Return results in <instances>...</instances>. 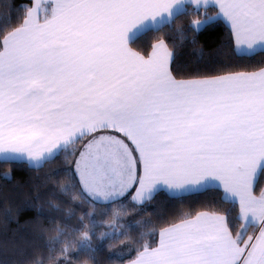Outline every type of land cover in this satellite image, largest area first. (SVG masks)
Returning a JSON list of instances; mask_svg holds the SVG:
<instances>
[{"label":"snow or ice","instance_id":"obj_1","mask_svg":"<svg viewBox=\"0 0 264 264\" xmlns=\"http://www.w3.org/2000/svg\"><path fill=\"white\" fill-rule=\"evenodd\" d=\"M189 4L196 12L218 8L191 21L193 31L222 16L239 52H264V0H33L22 23L0 38V161L42 167L89 136L76 160L87 202L131 196L143 205L161 190L171 197L222 190L223 203H239L234 217L232 208L198 212L162 228L132 264H264V193L251 191L264 173V68L176 79L164 39L147 55L130 47L148 31L172 27ZM86 215L89 230L77 242L94 259L92 235L102 222ZM121 215L112 210L111 230L99 239L127 237ZM257 224L258 234L244 239Z\"/></svg>","mask_w":264,"mask_h":264},{"label":"trees","instance_id":"obj_2","mask_svg":"<svg viewBox=\"0 0 264 264\" xmlns=\"http://www.w3.org/2000/svg\"><path fill=\"white\" fill-rule=\"evenodd\" d=\"M29 5L30 0H0V38L22 23ZM205 11L212 15L217 10L210 6L196 12L194 6L189 4L188 13L177 18L172 27H165L159 32L148 31L131 45L141 54L147 55L153 43L164 39L174 53L170 69L176 79L215 76L264 67V52L240 54L235 50L232 33L220 18L198 32L189 28L190 22L202 19ZM177 29H182L183 39ZM117 135L124 139L122 134ZM89 139V136H85L78 140L70 146L71 154L61 152L42 167L32 166L23 160L0 161V264H35L37 260L44 262L69 242L74 247L80 234L89 230L84 227L89 224L87 212H94L95 219L102 222L97 225L94 235L90 232L92 243L98 249L95 258L77 247L71 250V254L75 255L73 259L59 258L57 261L55 256L47 264H123L138 253L143 244L154 246L159 231L168 225L200 211L223 213L232 208L231 217L238 213L237 204L221 201V190L181 197H171L161 190L143 205H133L131 196L113 203L114 206L87 202L80 196V185L73 165ZM72 154L75 162L65 167L68 162L65 163L64 158ZM59 168L62 169L59 171ZM69 185L71 187L68 192L62 191L64 186ZM263 185L264 173H260L256 190ZM52 204L59 208L51 207ZM121 204L123 208H120ZM98 206L104 209L99 210ZM41 208L44 214L38 212ZM113 209H120L122 215L118 224L124 226L120 232L126 231L127 237L118 235L101 240L100 233L111 230L109 222L112 220ZM82 216L83 224L80 222ZM234 223L235 227H230L236 232L240 222ZM129 225L134 227L130 228ZM57 229H63V234L60 235ZM256 229L246 234L244 239L253 235ZM57 235H60L59 242H53ZM125 240L127 243L122 244ZM114 252H119V257L113 255Z\"/></svg>","mask_w":264,"mask_h":264},{"label":"crops","instance_id":"obj_3","mask_svg":"<svg viewBox=\"0 0 264 264\" xmlns=\"http://www.w3.org/2000/svg\"><path fill=\"white\" fill-rule=\"evenodd\" d=\"M33 6V0H30V5H29V7L28 8H30V7H32ZM216 8V13L218 12V8L217 7H215ZM216 13H214V14H212V15H215ZM220 19L228 26V28L230 29V31H231V26H230V23L225 19V18H223L222 16L220 17ZM231 33H232V31H231ZM232 37H233V35H232ZM233 42H234V46H235V50L238 52V53H240V54H243V53H241V52H239L238 50H237V46H236V43H235V40H234V37H233ZM130 47L133 49V50H135V51H137L132 45H130ZM170 49V48H169ZM151 51V50H150ZM149 51V52H150ZM139 52V51H138ZM170 65H171V62H170ZM170 65H169V67H170ZM262 68H264V67H262ZM262 68H259V69H255V70H248V71H235V72H227V73H223V74H219V75H215V76H206V77H217V76H223V75H228V74H232V73H237V72H255V71H259L260 69H262ZM199 78H205V77H199ZM190 79H192V78H190ZM109 132L108 134H106V133H103L104 135H112V136H118L117 135V132H115V131H113V130H105V132ZM120 134V133H119ZM121 138V137H120ZM122 139V138H121ZM27 162V161H26ZM28 163V162H27ZM29 164V163H28ZM76 174V173H75ZM259 175H260V173H258V175H257V178L255 179V181L253 182V185H252V189H251V191H252V194L254 195V196H256V197H260L261 196V194L262 193H264V185L261 187V188H259V190H256V181H257V179H258V177H259ZM76 176H77V178H78V182H79V174H76ZM222 191V190H221ZM166 192V191H165ZM167 193V192H166ZM168 194V193H167ZM223 194V193H222ZM112 206H114V204H112ZM237 206H238V210H239V203L237 202ZM100 208V209H99ZM98 209L99 210H103L104 209V207L103 206H98ZM99 210H97L96 212H98ZM200 212H209V213H211V211H200ZM197 214V213H196ZM196 214H194V215H192V216H195ZM191 217V216H190ZM181 221V220H180ZM180 221H178V222H176V223H179ZM174 224V223H173ZM168 226H170V225H168ZM168 226H166V227H168ZM257 227V231H256V233L254 234V235H257L258 234V231H259V224H257V225H255V226H251V227H249L248 228V230H247V235L250 233V232H252L253 231V229H255ZM165 228V227H164ZM233 234L235 235V232H233ZM245 234V235H246ZM158 240H159V233H158V236H157V242H158ZM156 245V244H155ZM154 245V246H155ZM153 246V247H154ZM139 253V252H138ZM138 253H136L131 259H128V260H126L123 264H132V262L134 261V260H136V258H137V256H138Z\"/></svg>","mask_w":264,"mask_h":264},{"label":"rangeland","instance_id":"obj_4","mask_svg":"<svg viewBox=\"0 0 264 264\" xmlns=\"http://www.w3.org/2000/svg\"><path fill=\"white\" fill-rule=\"evenodd\" d=\"M198 19H200V18H198ZM198 19H196V20H198ZM75 157V156H74ZM64 160H65V163H67L68 162V164L67 165H65V167H69V166H72L73 165V163L75 162L74 160H73V154L72 155H67L65 158H64ZM72 160V161H71ZM74 168H75V173L76 174H78L77 173V171H76V162L74 163ZM62 168H59L58 170L60 171ZM76 180L78 181V178H77V176H76ZM79 185H80V183H79ZM247 239V238H246ZM69 245V244H68ZM67 245V246H68ZM66 247V246H65ZM77 247H79V245H78V242L77 243H75V246L74 247H72V245H70V247H69V251L67 252V253H62L61 251L60 252H57L56 254H54L52 257H55V259L58 261L59 260V258H62V259H73V257L75 256V255H73V254H71V250L72 249H78ZM122 252V251H121ZM52 257L51 258H49V259H47V260H45L44 262H43V264H47V261L48 260H52ZM54 262V261H53ZM78 264H82V263H78Z\"/></svg>","mask_w":264,"mask_h":264}]
</instances>
